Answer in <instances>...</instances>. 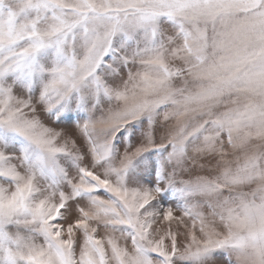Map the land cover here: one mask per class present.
I'll list each match as a JSON object with an SVG mask.
<instances>
[{"label":"snow or ice","instance_id":"6c2138e0","mask_svg":"<svg viewBox=\"0 0 264 264\" xmlns=\"http://www.w3.org/2000/svg\"><path fill=\"white\" fill-rule=\"evenodd\" d=\"M0 264H264V0H0Z\"/></svg>","mask_w":264,"mask_h":264}]
</instances>
